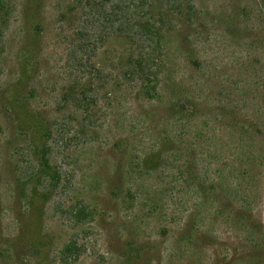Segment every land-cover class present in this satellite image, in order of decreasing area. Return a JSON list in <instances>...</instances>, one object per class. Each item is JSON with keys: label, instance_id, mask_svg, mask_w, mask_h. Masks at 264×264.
I'll use <instances>...</instances> for the list:
<instances>
[{"label": "rangeland", "instance_id": "obj_1", "mask_svg": "<svg viewBox=\"0 0 264 264\" xmlns=\"http://www.w3.org/2000/svg\"><path fill=\"white\" fill-rule=\"evenodd\" d=\"M109 5L0 0V264H264V0Z\"/></svg>", "mask_w": 264, "mask_h": 264}, {"label": "trees", "instance_id": "obj_2", "mask_svg": "<svg viewBox=\"0 0 264 264\" xmlns=\"http://www.w3.org/2000/svg\"><path fill=\"white\" fill-rule=\"evenodd\" d=\"M170 4L174 0H110L108 10V28L110 34L127 36L139 42H153L157 39L158 22L150 14L152 2ZM79 221H84L79 219ZM74 241L68 243L63 253L65 257L72 255L70 252Z\"/></svg>", "mask_w": 264, "mask_h": 264}]
</instances>
